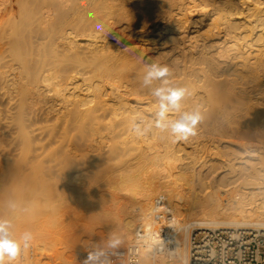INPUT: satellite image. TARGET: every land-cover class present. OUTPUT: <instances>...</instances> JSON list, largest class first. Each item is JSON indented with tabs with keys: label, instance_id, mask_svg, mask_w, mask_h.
I'll return each instance as SVG.
<instances>
[{
	"label": "bare ground",
	"instance_id": "1",
	"mask_svg": "<svg viewBox=\"0 0 264 264\" xmlns=\"http://www.w3.org/2000/svg\"><path fill=\"white\" fill-rule=\"evenodd\" d=\"M154 63L168 74L145 84ZM180 87L168 118L204 119L174 142L153 93ZM128 183L133 207L108 208L124 214L112 264L156 223L159 196L182 258L196 229L264 222V0H0V215L9 196L20 213L45 202L61 212ZM154 234L142 264H169ZM49 242L52 261L76 264ZM47 251L13 264H45Z\"/></svg>",
	"mask_w": 264,
	"mask_h": 264
},
{
	"label": "rangeland",
	"instance_id": "2",
	"mask_svg": "<svg viewBox=\"0 0 264 264\" xmlns=\"http://www.w3.org/2000/svg\"><path fill=\"white\" fill-rule=\"evenodd\" d=\"M128 185L129 183L123 184L122 186L119 187V189H111L113 191H110L109 189H104V191L101 192L102 193L101 197L99 195L98 197H95V199L92 198L91 200L90 199L88 200L87 198L86 200L77 202V207L76 205H75L76 208L74 207L75 209L70 208L71 210L68 209L67 211L60 212L59 210L54 209L53 206L50 207V205L46 202L45 203L47 205L45 203H41V205L25 207L24 210L17 216L15 221L17 234L23 233L24 231H30L33 234V240L31 241L29 247L30 250H33L34 248H38L40 250L47 251L48 248L46 247L50 245L49 244L50 239L55 240L56 242L58 241L59 243L57 242L56 248H59L60 250H65L67 252H71L72 255L74 256L73 263L76 262V264H83L84 260L82 255L84 252L90 251L91 246L93 244L99 243L100 241L105 239L107 235L110 233L113 232L118 233V229L116 227V220H121L124 217L123 216L124 214L123 212L118 214H111L108 208L112 209L110 211L116 212V210L117 211L121 210L122 209L121 207L125 205H128V207H130L129 209L133 207L130 204L131 200L130 197H128L129 193L126 190L129 187ZM242 188L244 189V187ZM105 190H109L108 193ZM239 195L240 194H238L237 196ZM226 196L228 195H225V199L227 198ZM117 198L118 199L120 198L119 199L120 201ZM117 200L119 201V204ZM261 200L259 198L257 202L252 204L253 209L251 207L249 210L251 211L261 210L262 207H259ZM227 201H228L227 199L224 200V202ZM133 205L135 207L134 209H137L136 206L138 204H133ZM133 212H134L133 214H135L136 217L137 215L139 216V218L137 217L138 219L136 217L134 218L135 224L137 222L143 223V221L146 220L140 218L141 213L139 211L134 210ZM137 212L140 215L137 214ZM57 213L60 214L58 215ZM177 215L180 218L183 217L180 214ZM235 224H238V226L241 227L242 223L236 222ZM249 224H250L249 226L250 228L248 229L260 230L261 227H264L262 226L264 225V222L249 223ZM47 252L49 256L44 255L42 257L46 261L45 264H54V263L56 264V262L58 261V259H55L56 256H54L55 261H52L53 257L49 254V251ZM46 256L48 259L46 258Z\"/></svg>",
	"mask_w": 264,
	"mask_h": 264
},
{
	"label": "built area",
	"instance_id": "3",
	"mask_svg": "<svg viewBox=\"0 0 264 264\" xmlns=\"http://www.w3.org/2000/svg\"><path fill=\"white\" fill-rule=\"evenodd\" d=\"M165 205V197L156 198V223L153 227L137 228L135 240L123 249L118 264H142L143 246L153 233L163 239L158 250L169 253V264H264V230L259 229H196L188 239L187 254L182 258L179 251L183 245L177 241L174 229L164 222L169 213L163 209ZM88 252L83 253V260Z\"/></svg>",
	"mask_w": 264,
	"mask_h": 264
},
{
	"label": "clouds",
	"instance_id": "4",
	"mask_svg": "<svg viewBox=\"0 0 264 264\" xmlns=\"http://www.w3.org/2000/svg\"><path fill=\"white\" fill-rule=\"evenodd\" d=\"M91 15V13L89 14ZM98 31H103L102 23L95 25ZM150 70L144 78V83L148 84L152 79H158L168 74L167 66L160 67L157 64L148 66ZM188 92L187 88H159L153 93L160 99V111L157 113L156 126L161 130H169L175 141L187 140L189 137L197 135V125L204 119L200 111L184 112L178 119H169L170 111H179L181 101ZM138 130V129H137ZM5 210L0 215V264H13L19 259L25 250L30 247L33 234L24 231L17 234L15 219L21 211L22 203L15 196H9L3 201ZM124 243L121 236L117 233H110L105 239L91 246L83 264H112L111 256Z\"/></svg>",
	"mask_w": 264,
	"mask_h": 264
}]
</instances>
